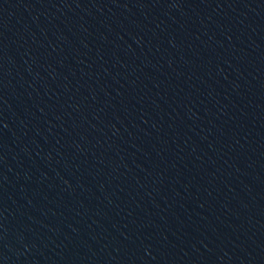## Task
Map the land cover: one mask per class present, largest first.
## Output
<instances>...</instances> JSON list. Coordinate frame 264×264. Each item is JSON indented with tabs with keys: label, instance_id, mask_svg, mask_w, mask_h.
<instances>
[{
	"label": "water",
	"instance_id": "95a60500",
	"mask_svg": "<svg viewBox=\"0 0 264 264\" xmlns=\"http://www.w3.org/2000/svg\"><path fill=\"white\" fill-rule=\"evenodd\" d=\"M0 264H264V0H0Z\"/></svg>",
	"mask_w": 264,
	"mask_h": 264
}]
</instances>
